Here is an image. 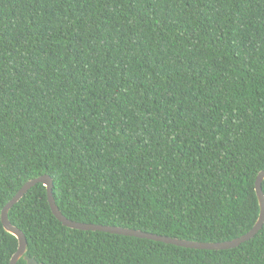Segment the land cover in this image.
<instances>
[{"label": "trees", "instance_id": "obj_1", "mask_svg": "<svg viewBox=\"0 0 264 264\" xmlns=\"http://www.w3.org/2000/svg\"><path fill=\"white\" fill-rule=\"evenodd\" d=\"M262 170L264 0H0V264L40 175L69 219L222 242ZM9 218L44 264H264V225L220 250L75 229L42 183Z\"/></svg>", "mask_w": 264, "mask_h": 264}, {"label": "water", "instance_id": "obj_2", "mask_svg": "<svg viewBox=\"0 0 264 264\" xmlns=\"http://www.w3.org/2000/svg\"><path fill=\"white\" fill-rule=\"evenodd\" d=\"M263 182H264V170L258 173L255 181V190L260 205V214L253 228L250 229L247 233L239 237L233 238L231 240L222 241V242H204V241L181 239L178 237L156 234V233L147 232L140 229H134L129 227L78 222L69 219L61 212L59 206L56 203L55 197L53 195V187H54L53 178L49 174H43L28 180L13 196V198L9 200V202L3 207L1 211V220L4 228L9 233L13 234L18 239L19 242L18 250L12 256L10 260V264H17L21 258H24L27 264H44L43 262L37 261L35 257H31L27 254L28 251L27 236L21 229L13 225L9 218V211L11 210V208L21 200V198L28 192L29 189H31L33 186H35L38 183H42L46 186L48 200L52 212L63 223V225L67 227L81 229V230H93V231L99 230V231H105L115 234L126 235V236L147 238V239L160 241L168 244H174L177 246H182L187 248L220 250V249H230L237 247L241 245L243 242L249 241L250 239L254 238L258 234V232L262 229L264 225Z\"/></svg>", "mask_w": 264, "mask_h": 264}]
</instances>
